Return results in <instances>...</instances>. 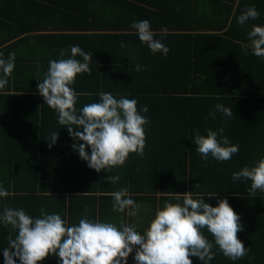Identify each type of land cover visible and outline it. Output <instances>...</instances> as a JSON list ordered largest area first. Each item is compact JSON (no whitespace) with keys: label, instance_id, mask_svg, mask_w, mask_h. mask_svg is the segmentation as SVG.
I'll return each instance as SVG.
<instances>
[{"label":"trees","instance_id":"1","mask_svg":"<svg viewBox=\"0 0 264 264\" xmlns=\"http://www.w3.org/2000/svg\"><path fill=\"white\" fill-rule=\"evenodd\" d=\"M42 1L50 0H41V5L50 12L65 10L69 22L66 26L54 25L57 19L51 16L47 27L67 32L43 34L40 39L47 51H42L31 65L26 61L15 63L8 84L0 90V185L10 192L8 197H0V214L7 206L22 208L36 218L43 207L49 214H60L69 225H78L85 216L115 224L123 217L129 224L131 209L124 213L113 211L110 195L127 188L129 198L140 205L139 212L145 209L137 214L140 220L135 221L150 226L157 209L165 201L182 204L183 193L192 192L193 198H197L196 193L203 194L205 202L212 206L227 198L241 217L243 230L238 238L251 250L247 256L232 261L214 246L213 252L217 254L209 264H264V193L257 191L255 196H250V180L232 179L234 172L254 166L264 158V57L253 55L250 48L245 54L241 47L250 43L248 32L253 25L264 26V0H239L243 7L241 14L254 6L259 17L239 24L238 29L231 22L222 34L219 33L222 25L211 29L197 15L192 16L190 6L168 0L165 15L152 14L153 22L166 18L167 24L163 27L167 32L155 33V39L170 49L167 56L152 53L131 26L128 30L134 32L126 31L127 25L114 20L105 23L102 17L98 20L100 6L90 5L97 0H67L66 5L61 0H54L52 4ZM44 14L48 10L42 11V18L46 17ZM142 15L139 13L135 20H142ZM183 20L198 24L200 29L183 24ZM161 25L162 21L155 27ZM43 27L44 24L41 30H45ZM112 30L121 32L110 33ZM30 38L19 37L13 41H9L13 37L2 38L3 58L7 59L14 47ZM121 43L127 47L122 48ZM74 45L92 56L91 75H78L71 86L80 94L77 114L83 106L99 102L101 92H110L117 99L137 100L141 114L151 121L145 126L147 139L142 158L132 153L122 167L100 172L89 168L73 148L77 141L59 124L58 113L45 104L38 92L39 80L44 78L49 61L61 59L60 50L66 51L64 58H70ZM75 59L83 62L80 56ZM137 64L144 70L137 72ZM217 104L232 108L233 116L227 118L217 112L212 119L210 113ZM145 105L146 113L142 111ZM72 127L80 130L75 125ZM209 128L214 131L224 128L230 143L239 145L238 153L231 160L220 162L210 156L204 161L196 151L194 130L207 135ZM54 132H58L59 138L49 148L48 139ZM87 150L91 154V148ZM115 175L120 177L118 183L107 181L108 176ZM170 194L171 197L180 194L181 199H172ZM209 194L214 197H208ZM139 230L144 232L143 228ZM202 231L214 244V237L207 229ZM10 233L15 236L10 226L0 223V264H5L3 250ZM134 253L135 250L131 254ZM131 254L128 264H136ZM190 258L193 264H202L198 257ZM16 264H20L18 258ZM40 264L62 262L54 255Z\"/></svg>","mask_w":264,"mask_h":264},{"label":"clouds","instance_id":"2","mask_svg":"<svg viewBox=\"0 0 264 264\" xmlns=\"http://www.w3.org/2000/svg\"><path fill=\"white\" fill-rule=\"evenodd\" d=\"M179 10V9H177ZM259 12L249 7L238 17V23L244 25L249 20H256ZM131 28L136 30L140 41L146 44L152 53L167 56L170 49L160 40L155 39L147 19L135 21ZM167 32V29H162ZM249 44L242 45L247 54L264 57V26L253 25L248 32ZM121 47H127L121 43ZM71 57L65 50H60L59 60H50L44 78L37 85L39 94L45 104L58 113V122L65 126L77 143L73 144L80 158L88 163L89 168L100 172L125 165L130 154L135 153L141 158L146 148V130L151 121L141 114L138 101L127 97L115 98L110 92L99 93V102L83 106L77 114V100L80 95L71 86L78 75H91L90 53L79 46H72ZM83 58V62L75 59ZM16 54L12 52L8 58L0 53V90L5 89L15 68ZM37 64V68H39ZM137 72L144 68L137 64ZM148 112L145 105L142 109ZM220 112L231 118L233 110L223 104L215 105L210 113L212 119ZM75 125L80 130H75ZM224 128L214 131L207 129V135H201L199 129L194 130L193 142L196 151L204 161L209 157L223 162L231 160L239 151V145L230 143L224 135ZM59 138L58 132L50 135L51 148ZM83 141V143H79ZM91 148V154L88 148ZM233 181L250 180L249 195L255 196L257 191L264 193V158L254 166H245L232 175ZM119 175L108 176L107 181L118 183ZM197 187L199 184L196 185ZM10 192L0 185V197H8ZM113 197V211L129 216L139 212L140 205L129 198L127 188L110 193ZM183 203L165 201L162 208L157 209L154 219L143 234L135 226L125 222L123 217L119 226L112 222L90 220L87 216L80 219L78 225H69L58 213L49 214L40 208V216L33 218L22 208L14 209L5 206L0 214V223L10 226L15 236L10 233L7 247L3 250L5 264H40L50 255L58 256L62 264H128V257L133 253L136 264H193L190 257H198L202 264H209L219 252L232 261L248 255L250 248L238 238L243 230L240 215L229 204L227 198L220 200L217 206L205 202L203 194L183 193ZM171 197V194H170ZM208 197H214L209 194ZM179 201L181 195L171 197ZM203 229L214 237V244L203 234ZM14 250V251H13Z\"/></svg>","mask_w":264,"mask_h":264},{"label":"crops","instance_id":"3","mask_svg":"<svg viewBox=\"0 0 264 264\" xmlns=\"http://www.w3.org/2000/svg\"><path fill=\"white\" fill-rule=\"evenodd\" d=\"M53 1L54 0L42 2L44 4H52L54 3ZM176 1L180 4L190 6L192 10V16L196 17L197 15L198 20L205 21L210 25L209 28L216 29L218 27L213 28L212 26L222 25V29L219 30L220 34L223 33V30H225L231 22L233 23V26H238L237 29L239 28V23L237 21L238 17L241 15L240 11L243 9V7L239 4V0H185L184 3L183 0ZM95 2L97 3H92L90 5L93 7L100 6L99 10L101 12L98 15V20L100 17H102L104 19H102V21H104L103 23L114 20L119 24L127 25L128 27L126 31H135L128 29H130V26L133 22L137 21L135 19L139 13H143L142 20L147 19L155 33H162L161 30L164 29L163 25L165 26L167 24L166 18L153 22L152 14L162 13L165 15V13H167V7H169L168 0H97ZM61 3L63 5L69 4L67 0H61ZM180 4L175 5L182 7ZM157 5H160L166 9L162 11L163 9H159L156 7ZM239 6L240 8H238ZM44 10H48V14H44L46 17L48 15V18H42V11ZM59 11L61 12H50L49 9L41 5V0H0V40H2V38L12 39L13 37L12 40H9L13 41L19 37H32L27 39L25 42L22 41L21 44L14 47L9 52V54L15 52V63L26 61V64L28 63L27 65H31V61L34 59L37 60L38 58L36 57H39L42 51H47L46 46L42 45L40 39L43 34L50 32L57 34V31L67 32V30H62L61 28H58V30H51V27H47V25L50 24L51 16L53 17L54 15L57 19V23L54 21V25L61 23L66 26L68 24L69 18L67 17L66 12H64L65 10L59 8ZM14 21L17 22V25L14 24ZM160 21H162V25L160 27H155ZM182 23L192 24L194 25V28H199L198 24L193 23L190 20H183ZM43 24L45 26L43 27L45 30H41ZM103 27H100V29ZM100 31L101 30H97L96 32L100 33ZM205 31L213 32L214 30ZM119 32H121V30H112L110 33L117 34ZM144 210V208L141 209V211L137 214L140 215ZM135 219L140 220V217L137 215L132 216L129 225L135 226L136 230L143 234L144 232L140 231L139 229L143 228L145 231L149 225H146L145 223L144 225H140V223L135 221ZM117 226H119V224H117ZM134 256L135 253L131 254L130 257ZM49 257H54V255H50Z\"/></svg>","mask_w":264,"mask_h":264}]
</instances>
